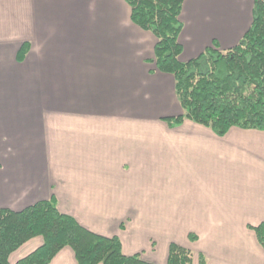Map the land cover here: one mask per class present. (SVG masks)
Here are the masks:
<instances>
[{
	"label": "crops",
	"instance_id": "crops-1",
	"mask_svg": "<svg viewBox=\"0 0 264 264\" xmlns=\"http://www.w3.org/2000/svg\"><path fill=\"white\" fill-rule=\"evenodd\" d=\"M254 6L187 0L181 61L236 47ZM156 43L126 0H0V209L54 198L150 264H168L172 244L193 264H264L252 229L264 223V131L171 126L183 110L175 79L151 64ZM51 264L77 261L66 248Z\"/></svg>",
	"mask_w": 264,
	"mask_h": 264
},
{
	"label": "trees",
	"instance_id": "trees-1",
	"mask_svg": "<svg viewBox=\"0 0 264 264\" xmlns=\"http://www.w3.org/2000/svg\"><path fill=\"white\" fill-rule=\"evenodd\" d=\"M187 0H126L132 21L157 40L151 64L175 79L183 114L166 119L171 126L191 121L224 137L233 128L264 131V0H255L253 23L240 43L221 50L215 43L199 57L182 62L181 13ZM26 43L18 54L23 61ZM264 249V223L252 227ZM41 238L43 245L17 264H51L70 248L77 264H150L140 255L126 256L117 237H105L63 214L53 198L23 211L0 209V264ZM194 254L172 244L168 264H193ZM204 264V261L201 262Z\"/></svg>",
	"mask_w": 264,
	"mask_h": 264
},
{
	"label": "rangeland",
	"instance_id": "rangeland-1",
	"mask_svg": "<svg viewBox=\"0 0 264 264\" xmlns=\"http://www.w3.org/2000/svg\"><path fill=\"white\" fill-rule=\"evenodd\" d=\"M41 239V238H40Z\"/></svg>",
	"mask_w": 264,
	"mask_h": 264
}]
</instances>
